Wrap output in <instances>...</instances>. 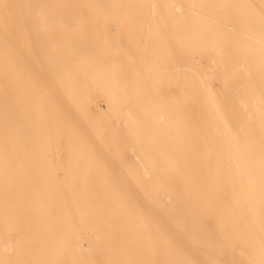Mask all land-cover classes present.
Here are the masks:
<instances>
[{
  "label": "bare ground",
  "instance_id": "6f19581e",
  "mask_svg": "<svg viewBox=\"0 0 264 264\" xmlns=\"http://www.w3.org/2000/svg\"><path fill=\"white\" fill-rule=\"evenodd\" d=\"M0 264H264V0H0Z\"/></svg>",
  "mask_w": 264,
  "mask_h": 264
}]
</instances>
